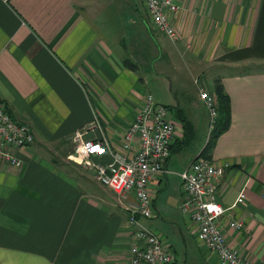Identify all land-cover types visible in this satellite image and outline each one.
Segmentation results:
<instances>
[{
	"label": "crops",
	"instance_id": "1",
	"mask_svg": "<svg viewBox=\"0 0 264 264\" xmlns=\"http://www.w3.org/2000/svg\"><path fill=\"white\" fill-rule=\"evenodd\" d=\"M141 2L147 23L124 14L115 0H0V99L35 137L16 152L19 166L0 162V264H130L128 210L137 199L100 186L93 170L89 176L78 163L74 136L84 132V140L101 141L104 135L121 152L149 94L142 70L175 56L195 68L198 94L182 83L177 105L169 94L164 99L181 112L169 109L176 126L169 173L156 176L149 191L153 210L160 196L168 199L171 238L141 224L177 256L174 244L180 246L185 264L198 259L194 244L205 264H220L219 255L199 243L197 223L183 214L181 180L212 133L201 90L214 96L220 80L232 124L209 159L229 166L217 200L229 208L246 195L223 217L224 233L244 260L264 264V70L254 69L264 64V0H177L179 11L170 16L176 40L156 31ZM125 59L137 70L126 68ZM168 78L161 77L166 86ZM205 129L210 135L190 149ZM230 220L244 228L231 229Z\"/></svg>",
	"mask_w": 264,
	"mask_h": 264
},
{
	"label": "built area",
	"instance_id": "2",
	"mask_svg": "<svg viewBox=\"0 0 264 264\" xmlns=\"http://www.w3.org/2000/svg\"><path fill=\"white\" fill-rule=\"evenodd\" d=\"M143 2L156 31L176 40V28L170 16L179 11L177 0ZM200 98L210 112L213 131L218 118L216 99L204 89L201 90ZM84 135V132H78L74 136V143L77 144L75 151L79 153L78 163L85 168L91 165L99 184L110 189L114 195L125 197L133 194L137 199V204L128 210V222L134 236L130 264H178L176 254L162 237L141 224V220L154 217L150 183L156 176L169 173L165 166L171 157L176 135L170 110L157 104L154 97L148 94L124 137L121 152L112 149L104 135L101 141H86ZM34 141L31 127L16 121L0 99V162L19 166L21 160L16 152L28 148ZM106 157L108 159L103 161L102 158ZM228 168V165H215L210 160L200 158L182 172L185 196L182 211L197 223L199 243L217 253L220 264H252L230 246L224 233L223 217L246 200L244 192L229 208L217 200L219 186ZM227 225L233 230L244 228L242 222L235 220H230Z\"/></svg>",
	"mask_w": 264,
	"mask_h": 264
},
{
	"label": "rangeland",
	"instance_id": "3",
	"mask_svg": "<svg viewBox=\"0 0 264 264\" xmlns=\"http://www.w3.org/2000/svg\"><path fill=\"white\" fill-rule=\"evenodd\" d=\"M115 2L117 3L118 7L122 9L124 14H126L128 16H134L136 19L138 18L140 23H142V22L147 23L148 17H147L146 12L143 8L141 0H115ZM136 19H133V20L135 21ZM157 40L160 41L161 44H164V45L167 42V40H165L164 38H161V37H158ZM145 55L149 56V52L147 50L145 51ZM165 60H166V62H165ZM165 60H163L161 62V64L158 66H153V64L151 63L148 67L146 66V69L142 70V76L145 78L147 91H148V89H150L148 92H149V94H151L154 97L155 102L157 104L164 105V106L172 105L173 102L167 103V102H165L166 100H164L166 98V96H168V94H169L170 98L177 105L178 101H176V99H175V95L177 96V85L178 84L181 85L182 83H184L187 87L192 86V88L195 89L194 96H197L198 91L196 90V88L194 86V78H193L194 74H192V71L195 68H189L185 64V62H187V60L181 59L178 56L171 58L170 61L167 59H165ZM254 67H255L254 69L264 70V64H258V65H255ZM167 73H168V75H170V78H168V86H166L165 81H163L161 79V77H163ZM159 74L161 77L159 76ZM174 76L176 77L175 83H173L171 81V78ZM162 82H163V85H162ZM161 85L163 86V89H162ZM181 94L182 93L178 92V96ZM191 96H193V94L190 93L187 97H191ZM180 99H181V96H180ZM208 126H209V124H208ZM207 131H208V129H205L204 131L199 132V134L195 136L194 141L191 143L190 149H197L199 147L198 142L201 139L205 140L210 135ZM204 146H205V144H204ZM86 168L89 170L88 171L89 176L92 177V173H93L92 166L87 165ZM87 169H85L86 172H87ZM86 176H87V174H86ZM93 176H94V173H93ZM94 178H96V175L94 176ZM88 181H89V179H88ZM92 181L95 182L94 179H92ZM99 185L101 186V184H99ZM167 200L168 199H167V197H165V195L160 196L159 199L157 200V209L156 208L154 209V214H155L154 216H157L156 219H143L142 221H146L147 223H149V225L152 224L149 227H152V229L159 231L161 234L163 232L166 236L171 238V234H172L171 228L172 227L170 226L169 220L165 218L169 211H167L163 205V202H166ZM158 211H159V213H158ZM171 212H175V210H173ZM174 245H175L176 251L178 253V256L176 255L178 262H179L178 264H185V262H184L185 255L183 253V249L180 246H177L176 243ZM196 245L197 244H194V250H195V253H196L198 259L197 260H193V259L191 260L190 259L189 264H205L201 260L200 251ZM186 264H188V263H186Z\"/></svg>",
	"mask_w": 264,
	"mask_h": 264
},
{
	"label": "trees",
	"instance_id": "4",
	"mask_svg": "<svg viewBox=\"0 0 264 264\" xmlns=\"http://www.w3.org/2000/svg\"><path fill=\"white\" fill-rule=\"evenodd\" d=\"M124 65L126 68L136 71L138 66L131 62L130 59L124 60ZM215 98L218 100V118L215 121L214 129L212 131L211 137L205 147V149L201 153V158L204 159H211V154L214 148L216 147L217 141L219 137L224 134L226 131H228L232 124V113H231V100L228 95L225 94L224 87L220 80H217L215 84V90L214 94ZM164 106V105H162ZM168 109H171L175 111L177 109L176 113L181 112L180 109L177 107H170L165 106ZM186 128V127H185Z\"/></svg>",
	"mask_w": 264,
	"mask_h": 264
}]
</instances>
